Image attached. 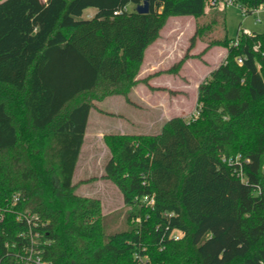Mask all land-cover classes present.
Wrapping results in <instances>:
<instances>
[{
  "label": "trees",
  "instance_id": "obj_1",
  "mask_svg": "<svg viewBox=\"0 0 264 264\" xmlns=\"http://www.w3.org/2000/svg\"><path fill=\"white\" fill-rule=\"evenodd\" d=\"M142 2L0 0V264H23L24 214L43 224L37 248L46 264H264V32L238 31L233 46L226 9H212L208 27L195 25L166 71L177 74L212 46L227 49L198 85V116H173L154 136L103 137L102 179L122 195L123 228L106 229L123 212L105 217L98 200L74 192L93 102L120 95L135 106L127 95L148 85L150 77L137 78L144 53L167 20L200 18L206 8V0H148L149 12L137 14ZM89 8L95 13L82 18ZM217 27L223 35L191 55ZM173 230L184 237L171 239Z\"/></svg>",
  "mask_w": 264,
  "mask_h": 264
},
{
  "label": "rangeland",
  "instance_id": "obj_2",
  "mask_svg": "<svg viewBox=\"0 0 264 264\" xmlns=\"http://www.w3.org/2000/svg\"><path fill=\"white\" fill-rule=\"evenodd\" d=\"M128 10L132 9V6H127ZM94 12L95 9L91 8L83 12L82 18L86 19L89 14ZM212 9L206 6L204 16L194 19L190 16H184L180 19V27L177 30H182L181 33H174L170 28L173 26L175 20H170L167 24V29L164 35L167 39V56L171 61L176 62L180 55H184L190 37L194 34L195 25L199 27H208L210 25V13ZM224 25L225 32L229 40L235 39L239 30H247L252 32H264V18L262 22L255 23L254 18L251 16H244L241 11L234 6L228 7L224 13ZM223 28L217 27L211 31L209 28L205 31L203 39L197 40L194 49L191 51V55H198L208 44L209 40L220 38L223 35ZM176 34V35H175ZM227 54V49L221 46H212L209 50L200 58L193 59L194 63L186 64V68L183 69L181 74L177 76L173 75L172 88L174 91L173 96L180 95L176 100L170 101V112H181L185 119H190L195 113V105L193 104L194 94L197 86L207 77L208 70L216 67L223 61ZM162 99H166L165 95H159ZM81 98L80 100H82ZM119 98H113L112 100H105L102 103L96 102L95 110L92 111V115L89 117V127L85 137V143L82 146L80 156L75 168L73 176V185L75 194L98 200L100 205L101 214L108 217L117 212H123L120 219L113 221L112 224H107V231H113L115 229L123 228V223L127 217V208L124 206L122 195L119 190L110 181L104 180L100 182V177L103 173L104 167L110 158L109 154H105L103 146L99 140L92 139L94 129L102 131L106 134H110L111 128L124 127L129 133L132 132L131 126L128 121H120L118 118L99 116L102 112L99 108H102L108 112L114 114H121L126 118H134L138 121L137 125L148 121V116L145 115L143 105L134 106L133 110L127 106L124 101ZM138 104H142L139 99L136 100ZM101 113V114H100ZM192 113V114H191ZM159 112L155 111L152 117H158ZM121 122V124H120ZM141 122V123H140ZM118 132V131H117ZM91 148H95L91 151ZM107 181V182H106ZM109 182V183H108ZM125 213V214H124ZM131 222H134L132 220Z\"/></svg>",
  "mask_w": 264,
  "mask_h": 264
},
{
  "label": "crops",
  "instance_id": "obj_3",
  "mask_svg": "<svg viewBox=\"0 0 264 264\" xmlns=\"http://www.w3.org/2000/svg\"><path fill=\"white\" fill-rule=\"evenodd\" d=\"M91 9V8H89ZM88 10V9H87ZM86 11V10H85ZM94 14V12L89 14V17H91ZM178 18H183V17H171L167 20L165 26L163 27V29L160 32L159 38L152 43L145 51L144 53V59H143V63L141 65L139 74H138V79L142 80V79H146L147 77H150L148 80V85L146 84H142L139 83L137 85H135L134 87L131 88V90L129 91L127 97L130 100L131 103H133L135 106L136 105H143V109L145 112V115H147L148 121H145L139 125H137V119L134 118H126L121 114H114L111 112H108L102 108H99V110L102 112L101 115L99 116H106V117H114V118H118L120 121L124 120L128 121L127 122L132 129V132H127L124 127H117V128H111L110 131H112L110 134H106L102 131H97L94 129L93 132V136L92 139H96L99 140L102 144V148L103 150H105V154H109V150L106 147V145L104 144L103 141V137L105 135H148V136H154L160 133L164 123L170 119L173 116H181L183 117L181 112H177V111H173L170 112L171 110L169 109L170 107V103L174 100H176L180 95H176L173 96V92H177L174 91V89L172 88V85L170 82H172V78L173 75L177 76V74H181L183 72V69L186 68V64H190V63H194L193 59H189L187 60L184 64H182L181 68L179 69L177 74H168L166 73V71H168L171 67H173L177 62H179L182 57L183 54L180 55L177 58V61H171L168 56H167V39L164 35V32L166 30H173L174 33H181L183 32L182 30H177L180 27V19ZM170 20H175V22L173 23V26L170 29H167V24L168 22H170ZM175 34V35H176ZM215 68V67H213ZM211 68L210 70H208L207 73V77L210 73V71L213 69ZM206 77V78H207ZM150 88H149V87ZM198 88V86H197ZM197 88H196V92H195V96H194V100H193V104L195 105V109L197 106L196 103V99H197ZM165 95L166 99H162L161 97H159V95ZM121 97L120 100L124 101V103L129 106L130 108H132L131 110H133L134 106L129 105L126 103L125 99L123 96L120 95H113V96H109L106 97L104 99H102L101 101H99L98 103H102L105 100H112L113 98H119ZM139 99L140 102H142V104H138L136 102V100ZM171 101V102H170ZM97 101H94V105L96 106ZM92 111H96L95 109H92L89 113V117L92 115ZM155 111L159 112L158 117H152L153 114H155ZM192 114V113H191ZM88 117V121H87V127H86V131H85V135H84V142L85 143V137L88 131V127H89V118ZM128 119V120H126ZM121 124V122H120ZM118 131V132H117ZM83 146V145H82ZM82 149V148H81ZM95 148H91V151H94ZM103 176V173L101 174V178ZM104 180L102 179L100 182H103ZM107 182V181H106ZM109 183V182H108Z\"/></svg>",
  "mask_w": 264,
  "mask_h": 264
},
{
  "label": "built area",
  "instance_id": "obj_4",
  "mask_svg": "<svg viewBox=\"0 0 264 264\" xmlns=\"http://www.w3.org/2000/svg\"><path fill=\"white\" fill-rule=\"evenodd\" d=\"M206 6L210 9H226L228 7L234 6L237 7L244 16H251L254 18L255 23L262 22L264 18V2H261L257 5L250 6L247 3H244L242 0H206ZM122 11L115 12L116 14H121ZM241 34H250L251 31L247 30H239ZM233 46L238 44V37L232 39ZM239 64L242 63V60L237 59ZM199 112L195 109V113H193L191 119L196 118ZM242 181L244 179L240 177ZM16 201L17 198L15 197ZM144 201L148 203V205L153 204V198L145 197ZM17 220L26 224L27 231L20 234L21 238H28L29 245L25 246L23 249V254L21 257L23 264H46L42 260V250L37 248L38 240L41 238V228L43 224L39 221L38 217L31 215H18ZM184 237V233L179 230H173L170 233V238L173 240H179Z\"/></svg>",
  "mask_w": 264,
  "mask_h": 264
},
{
  "label": "water",
  "instance_id": "obj_5",
  "mask_svg": "<svg viewBox=\"0 0 264 264\" xmlns=\"http://www.w3.org/2000/svg\"><path fill=\"white\" fill-rule=\"evenodd\" d=\"M135 12L137 14H147L149 12V2L148 0H143V2L135 7Z\"/></svg>",
  "mask_w": 264,
  "mask_h": 264
}]
</instances>
